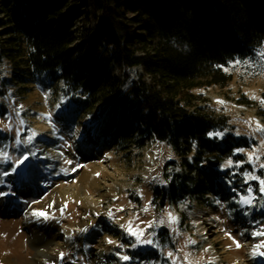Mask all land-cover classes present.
Wrapping results in <instances>:
<instances>
[{
	"label": "rangeland",
	"instance_id": "1",
	"mask_svg": "<svg viewBox=\"0 0 264 264\" xmlns=\"http://www.w3.org/2000/svg\"><path fill=\"white\" fill-rule=\"evenodd\" d=\"M86 2L85 16L93 0ZM117 31L132 35L124 24ZM3 48L0 37V192L6 193L0 195V264H264V193L258 190L264 180L260 167L264 165L260 142L264 140V45L222 66L231 74L225 86L191 90L207 112L227 117L223 129L212 131L225 132L224 137L213 138L242 140L221 157L211 190L198 189L192 181L186 183L187 190L182 188L181 174L187 170L170 141L146 139L141 147L126 141L105 144L117 120H123L122 112L112 114L102 130L95 129L100 126L90 114L74 121L63 80L15 81L13 63ZM102 64L107 73H118L113 61ZM140 71L136 67L132 74ZM130 106H135L133 100ZM17 129L22 140L35 132L33 143L17 149L13 144ZM239 148L244 151L237 152ZM4 152L11 159L4 161ZM194 153L187 157L192 160ZM25 156L29 160L20 175L12 173L13 167L19 172ZM229 160L232 163L225 168ZM172 181L182 195L173 200L167 191L164 203H154V188L168 190ZM40 211L48 218L32 214ZM161 220L165 225H160ZM257 220L262 223L257 225ZM121 224L138 233L142 230V238L155 231L158 246L129 247L134 238L125 234ZM33 237L40 245L48 243L49 255H36ZM168 252L173 253L171 258ZM123 255L131 259L123 261Z\"/></svg>",
	"mask_w": 264,
	"mask_h": 264
},
{
	"label": "trees",
	"instance_id": "2",
	"mask_svg": "<svg viewBox=\"0 0 264 264\" xmlns=\"http://www.w3.org/2000/svg\"><path fill=\"white\" fill-rule=\"evenodd\" d=\"M88 7L86 0H0L2 52L15 81L63 80L73 120L90 114L97 130L122 112L117 132L102 143L170 141L187 170L182 188L192 181L211 190L219 172L206 157H224L242 140L209 137L227 117L207 112L191 90L225 86L231 74L222 66L264 45V0H93L85 16ZM123 24L131 36L119 34ZM103 60L118 73H107ZM136 67L141 71L133 75ZM177 185L155 187L154 203H164L169 191L178 199Z\"/></svg>",
	"mask_w": 264,
	"mask_h": 264
},
{
	"label": "snow or ice",
	"instance_id": "3",
	"mask_svg": "<svg viewBox=\"0 0 264 264\" xmlns=\"http://www.w3.org/2000/svg\"><path fill=\"white\" fill-rule=\"evenodd\" d=\"M9 119H11V117H9ZM20 123H23V121H21ZM4 128L7 129L8 131H11L12 130L10 125H4ZM221 132H223V131H221ZM223 133H224L223 135H215L214 132H208L207 135L209 137L223 138L224 135H225V132H223ZM20 134H21V129H17L16 136L13 138V144H14V146L17 149L19 148V146L21 144H24V145L32 144L33 143V140H34V138L36 136V133L35 132H32L31 134L27 135L25 139L22 140L20 138ZM236 135H240V133L237 132ZM260 142L261 143H264V140H261ZM236 151L237 152H243L244 149L239 148V149H236ZM3 155H4V161H7V160L11 159V157L8 156L7 152H4ZM31 155L32 156H35L36 153L33 151L31 153ZM249 159H251V156H249ZM28 160H29V157L28 156H25L23 158V160L20 161L19 172H18V168L17 167H13L12 170H11V172L12 173H17V175H20L21 169L25 166L24 161H28ZM67 163L71 165V164H73V161L72 160H67ZM231 163H232V161L229 160L228 161V164L224 165V167L227 168L228 165H230ZM260 167L264 168V165H261ZM3 174L4 175H10V173H7V172H5ZM250 178L253 179V180L259 179V177H256V176H253V177H250ZM260 184H261V187H259L258 190H259L260 193H264V180H261L260 181ZM249 190H251V189H249ZM4 194H6V193L0 192V195H4ZM213 202L214 203H217V204L220 203V201H218V200H214ZM245 203H250V201H245ZM262 206H264V205H262ZM51 207H52V205H49V208H51ZM144 211H147V209L145 208ZM32 214L34 216H40V217H44L46 219L48 218V214L46 212H43V211L34 212ZM97 215H99V213H97ZM112 215L113 214L111 212L108 213V216L110 218L112 217ZM168 215L171 217V213H168ZM172 218L175 219V217H172ZM255 223L257 225H259L260 223H262V221L261 220H257V221H255ZM160 225H165V221L164 220H161L160 221ZM119 227L121 229H124L125 230V234L128 237L134 238L133 241H131L129 243V247H131V248H137L138 246H141V245H152L154 247L158 246V241L156 240V233H155V231L150 232L149 235L146 238H142V236H143V231L142 230H141L140 233H138L136 231H133L130 225H123V224H121V225H119ZM151 227L152 226L149 225V228H151ZM81 231H86V229H81ZM241 235H243V232L241 233ZM257 235H258V233H257ZM109 241H111V240H109ZM109 241H108V243H109ZM112 243H114V242L111 241V243H109V244H112ZM192 243H194V242H192ZM119 247L123 249L125 247V245L124 244H120ZM116 255L120 256V253L118 252V253H116ZM167 256L169 258H171L173 256V253L172 252H168L167 253ZM121 259L123 261H129L131 258L128 255H123L121 257Z\"/></svg>",
	"mask_w": 264,
	"mask_h": 264
},
{
	"label": "bare ground",
	"instance_id": "4",
	"mask_svg": "<svg viewBox=\"0 0 264 264\" xmlns=\"http://www.w3.org/2000/svg\"><path fill=\"white\" fill-rule=\"evenodd\" d=\"M227 186H230V184L227 182L226 183ZM232 189V188H231ZM31 246L36 250V255L38 257H46L47 255H49L48 251H47V248H48V243L46 242V244L44 245H40L39 242L41 241H38L36 240V238H31ZM41 246H44L46 249H42Z\"/></svg>",
	"mask_w": 264,
	"mask_h": 264
},
{
	"label": "water",
	"instance_id": "5",
	"mask_svg": "<svg viewBox=\"0 0 264 264\" xmlns=\"http://www.w3.org/2000/svg\"><path fill=\"white\" fill-rule=\"evenodd\" d=\"M205 161L208 165H211L213 167H217V166H219V164L221 162V158L217 154H212V155L207 156Z\"/></svg>",
	"mask_w": 264,
	"mask_h": 264
}]
</instances>
